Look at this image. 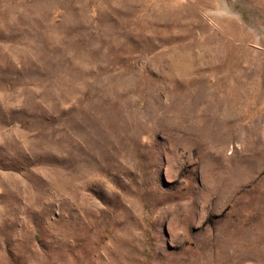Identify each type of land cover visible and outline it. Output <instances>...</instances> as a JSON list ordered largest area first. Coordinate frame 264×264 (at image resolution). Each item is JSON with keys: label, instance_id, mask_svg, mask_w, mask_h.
Returning a JSON list of instances; mask_svg holds the SVG:
<instances>
[{"label": "rangeland", "instance_id": "obj_1", "mask_svg": "<svg viewBox=\"0 0 264 264\" xmlns=\"http://www.w3.org/2000/svg\"><path fill=\"white\" fill-rule=\"evenodd\" d=\"M0 264H264V0H0Z\"/></svg>", "mask_w": 264, "mask_h": 264}]
</instances>
